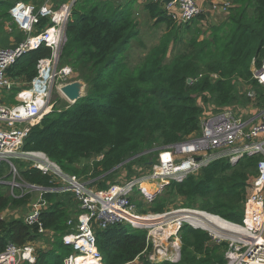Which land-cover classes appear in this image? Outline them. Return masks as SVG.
<instances>
[{
	"label": "trees",
	"instance_id": "16d2710c",
	"mask_svg": "<svg viewBox=\"0 0 264 264\" xmlns=\"http://www.w3.org/2000/svg\"><path fill=\"white\" fill-rule=\"evenodd\" d=\"M19 2L34 4L30 0ZM229 2L230 7L225 9L227 16L221 23L209 27V37L198 41L202 32L194 29L197 34L184 43L193 49L191 54H178L170 61H167L170 44L204 16L199 15L192 24L177 25L160 2H146L144 8L149 18L155 24H165L168 31L142 63L131 70L122 61L138 34L130 4L116 5L113 0L75 1L66 23V41L59 55V66L70 67L74 80L86 84V95L62 108H57L59 101L52 103L50 111L29 126L22 151L43 153L65 174L83 176L92 181L91 186L106 191L114 186L108 173L119 170L117 167L128 159L132 161L139 156L137 161L157 156L159 149L196 134L203 113L201 104L208 101L207 97L218 106L215 110L236 103L235 81L249 85L254 105L264 108V90L252 79L251 73V65L254 63L260 68L264 58V0ZM13 5L0 0V34L8 23L11 30L8 35L16 33L23 39L25 34L9 13ZM47 25H51L50 21L41 18L32 35L37 36ZM51 55V48L42 43L10 65L6 77L12 85L3 91L5 100L16 104L17 93L25 90L37 76L38 61ZM212 75L217 78L212 79ZM261 158V155L244 156L233 165L227 159L215 160L180 181L171 180L147 203V208L135 202L136 209L139 208L137 214L164 213L170 209L172 200L178 198L187 204L185 207L243 224L248 199L254 192L251 183ZM91 159L95 161L90 167H79L82 161ZM130 161L121 167L135 162ZM14 162L25 183L55 187L49 176L28 168L30 163ZM6 171L7 166L3 165L0 176ZM8 180L9 176L4 177V181ZM8 193L9 187L0 184V216L8 209L24 208L31 198L30 194L14 198ZM131 197L132 201L134 196ZM43 198L49 206L41 213L39 222L53 233V239L46 241L50 247L37 250L35 264H63L72 252L62 241L63 236L73 231L67 223L82 211L70 193H46ZM94 227L96 248L104 264L130 263L151 249L143 229L125 224L100 230L95 223ZM38 236L36 224L26 225L20 218L0 219V253L8 244L23 246L36 241ZM179 236L178 263L147 261L144 264H226V243L212 244L205 232L187 225L181 227Z\"/></svg>",
	"mask_w": 264,
	"mask_h": 264
},
{
	"label": "built area",
	"instance_id": "2783aa9c",
	"mask_svg": "<svg viewBox=\"0 0 264 264\" xmlns=\"http://www.w3.org/2000/svg\"><path fill=\"white\" fill-rule=\"evenodd\" d=\"M75 1L77 0H72L57 10L49 2L41 6L16 2L9 10L13 22L26 37L13 49L0 48V169L6 165L8 170L7 175L0 176V184L7 185L8 194L14 198L36 194V201L32 202L31 197L27 203L29 212L22 220L26 225L36 224L40 239L27 242L23 246L8 244L0 253V264H35L37 250L47 247L44 239L52 242L53 233L44 229L39 222L41 213L49 206L43 198L46 193H70L82 211L67 223L73 231L63 236L62 241L64 245L72 248V252L65 257L63 264H104L96 248L93 225L96 223L100 230L123 223L135 228L141 226L129 223L119 210L143 218L157 217L163 220L159 227L165 229L155 228L152 232L157 235L152 232L147 234V246L150 242L153 244L152 254L147 260L150 263L179 262V233L181 227L187 225L194 230L205 232L212 244L226 243V264H264V108L259 110L257 116L247 120L231 108L203 112L196 134L178 144L159 149L155 163L148 166V169L123 184H114L106 191H101L95 185L91 186V180L84 181L74 175L65 174L43 153L22 151L28 128L42 116V104L44 101L47 103L52 89L65 83L64 78H75L70 67H60L58 62L66 39V23ZM202 1L173 0L168 5L163 4V7L174 23L185 25L202 14ZM41 18L48 19L51 25H47L40 34L33 36L34 28ZM42 43L51 48V57L38 61L37 76L27 89L16 95L17 103L12 106L4 105L3 91L10 89L12 85L6 77V69L23 54L37 49ZM251 73L252 79L264 90V58L260 68H256L254 63L251 65ZM251 97L254 98L252 95ZM45 106L46 112H49L51 105L50 108L49 103ZM252 155H261L262 158L257 165L256 178L251 183L254 192L248 199L243 224L226 221L220 216L196 208L169 209L161 214L146 215L133 212L134 204L130 198L134 196V191L147 202H151L171 180L180 181L215 160L227 159L229 163L236 164L242 157ZM101 158L102 156L97 159ZM25 159L30 163L28 168H35L43 175L49 176L55 187L42 188L25 183L14 162H23ZM6 176L11 180L4 181ZM16 191H19V194ZM17 210L19 208L13 212ZM8 211L9 209L6 210ZM146 227L152 228L154 225ZM156 242L159 243L155 244ZM84 257L89 259L78 262ZM138 259L139 257L126 264H133Z\"/></svg>",
	"mask_w": 264,
	"mask_h": 264
},
{
	"label": "rangeland",
	"instance_id": "374dc122",
	"mask_svg": "<svg viewBox=\"0 0 264 264\" xmlns=\"http://www.w3.org/2000/svg\"><path fill=\"white\" fill-rule=\"evenodd\" d=\"M7 1L12 5L16 2H19V0H7ZM71 1L72 0H30V2H33L37 6H41L44 3L49 2L53 6V8L56 10L58 9V7H61L64 4L70 3ZM110 1H112V0H110ZM113 1L116 2V5L119 4L121 6H126L127 4H130V8L132 9L134 19L137 21V29H136V31L138 32L137 37L130 42L128 49L126 50V52L124 53L123 58H122L123 63H125V65L128 68L133 70L136 66H138L142 63V61L145 58V56L147 55V53L159 43L160 39L168 31V28L166 27L165 24H155L149 18V15L147 14V12L144 8L145 3L148 2L149 0H113ZM73 4H74V2L72 3V6H73ZM224 11H226V10L224 9ZM226 16L227 15H225V16L224 15H215V20H212V19L208 20L205 18V20L202 21L203 23L201 24L200 27L196 26V24L198 25V23H199L197 21L195 24L191 23L192 29L187 31V32H181L182 35L177 38L178 40L177 41L174 40L170 44V50H169L168 55H167V61H170L175 55H178V54H191L193 49L189 45L185 46L184 43L187 40H189L191 37H194L197 34V32L194 29L197 28V29L201 30L200 32H202V33L200 34V36L198 37L197 40L202 41L203 39H206L209 37V34H210L209 26L212 24L221 23L222 21H224ZM6 25L8 28L9 24L7 23ZM7 28H6V30H4V32L2 34H0V48H2V49H13L19 43H21V41L23 42L25 40L26 36L24 35V37L22 39L16 33H13L12 35H8ZM211 78L214 79L213 76ZM63 80H66L65 83H70L72 81H75L73 76H71L69 78H64ZM17 85L20 86V84H17ZM234 87H235V94L234 95L237 99V102L230 105L228 108H231L233 110V112H235L236 114H238L239 116H241L245 120H247L253 116H257L260 108L256 107L253 104L255 98H251V87L249 85L242 83L241 81H235ZM25 88H26V86H25ZM3 94H4V92H3ZM5 97H6V95L4 94L3 99H2V103L4 105H6V106L14 105L13 103L8 102L7 99L5 100ZM207 98H208V101L201 104L203 112H209L211 110L215 111V109L218 108V106L212 101V99H210V97H207ZM55 101H59L57 104V108H62L65 105L68 106L70 103L67 99H65L60 94V92L58 90L53 88L47 103H46V101H44V104H42V108H41V110L43 111L42 115L44 113H48V111L46 112V110H45L46 109L45 105H47L49 103V108H50V105L52 103H54ZM143 154H146V153H143ZM138 157H136V158H138ZM136 158L132 161H135ZM150 158H152V160H150ZM94 161H95L94 159L82 161L79 164V167L86 166L88 168L93 164ZM132 161H130V162H132ZM155 161H156L155 155L152 157H150V156L149 157H142V158L138 159L137 161L131 163L127 167L126 166L120 167L119 170L108 173V174L112 175V178L110 181H112V183L118 184V185L123 184L124 182L128 181L130 178H133V177L137 176L139 173L144 172L146 169H148V166H151L152 164H154ZM23 162H27L26 159ZM15 163H16L17 168L19 169L17 162H15ZM126 163H129V162L127 161ZM126 163H124V164H126ZM231 165H233V164H231ZM7 174H8V170L3 174V176L7 175ZM80 179L87 181L83 176H81ZM9 180H11V178H9ZM110 183L111 182H107L108 185H111ZM31 197H32L31 201L35 202L36 201V194L32 193ZM71 202H72V204H75V202H73V200H71ZM131 202L134 204V211L133 212L135 214L138 213L137 210L139 209V208L136 209L135 202L142 203L144 205L143 208L148 207L147 206L148 205L147 200L144 199V197H141L140 194L138 195L135 191H134V198ZM186 205L187 204H185L184 201L176 198L175 200H172V203L170 205V209L171 210H178V209H183V208L190 209L188 207H185ZM28 212H29V207L25 206L24 208H20L19 210L14 211V212L12 210L8 211V212L5 211L0 216V218H4V220H6V221L11 220V219H18V218L23 219V217ZM139 215H141V214H139ZM72 217L74 218L75 216L73 215ZM142 220H144V219H140V221H142ZM123 224H125L127 227L130 226L127 223H123ZM94 225H93V231L95 230ZM159 226L160 225L154 226L152 228H147L146 226L145 227L139 226V229L145 230L147 232V234L152 232L153 229H155V228L156 229H165V228H161ZM152 233L157 235L156 232H152ZM39 239H40V236H38L37 240H39ZM46 241L47 240L44 239V242L47 244V246L50 247V243H47ZM49 242H51V241H49ZM157 243H159V242H156L155 244H157ZM149 245L151 246V249H152L153 244H151V242H150ZM151 249L148 250V252H146L145 254H143L141 256V258H139L138 261L134 262L133 264H144L145 262H147V260L149 259V255L152 254ZM167 253L169 254L170 251H168Z\"/></svg>",
	"mask_w": 264,
	"mask_h": 264
},
{
	"label": "water",
	"instance_id": "95a60500",
	"mask_svg": "<svg viewBox=\"0 0 264 264\" xmlns=\"http://www.w3.org/2000/svg\"><path fill=\"white\" fill-rule=\"evenodd\" d=\"M173 0H162V2L165 5H168ZM66 29V27H65ZM66 41V39H65ZM63 46V45H62ZM191 80L188 79V83H190ZM56 90L60 92V94L67 99L70 104H74L77 100L85 97L86 95V84L82 80L72 81L70 83H62L56 86ZM132 159V158H131ZM128 159L127 161L131 160ZM196 161H199V159H195ZM125 161L124 163H126Z\"/></svg>",
	"mask_w": 264,
	"mask_h": 264
},
{
	"label": "crops",
	"instance_id": "0c3cea01",
	"mask_svg": "<svg viewBox=\"0 0 264 264\" xmlns=\"http://www.w3.org/2000/svg\"><path fill=\"white\" fill-rule=\"evenodd\" d=\"M201 6H202V14L204 17L201 21H199V23H198L199 27L201 26V24L203 23L202 21H204L205 18L208 20H211V19L215 20V15H224L225 16L226 11H224V9H226L225 7H227V8L230 7V2H229V0H203L201 2ZM213 25H216V24H212L209 27H212ZM5 28L6 27H4V30H6ZM9 29L10 28L8 27L7 33H9L11 31ZM253 117H255V116H253Z\"/></svg>",
	"mask_w": 264,
	"mask_h": 264
},
{
	"label": "bare ground",
	"instance_id": "6f19581e",
	"mask_svg": "<svg viewBox=\"0 0 264 264\" xmlns=\"http://www.w3.org/2000/svg\"><path fill=\"white\" fill-rule=\"evenodd\" d=\"M53 37V36H52ZM150 189V187H149ZM119 213L122 215L123 218H125L129 223H132L134 225H141V226H149V225H154L157 226L159 224H161L163 222V220L161 218H143L140 216H135L133 214L124 212V211H120ZM140 219H144L142 221H140ZM89 258L84 257L81 260H78V262H82V261H86Z\"/></svg>",
	"mask_w": 264,
	"mask_h": 264
},
{
	"label": "clouds",
	"instance_id": "9594fccd",
	"mask_svg": "<svg viewBox=\"0 0 264 264\" xmlns=\"http://www.w3.org/2000/svg\"><path fill=\"white\" fill-rule=\"evenodd\" d=\"M152 1H153V0H152ZM159 2H160L162 5L164 4V3L161 2V1H159ZM164 5H165V4H164ZM43 30H44V29H43ZM43 30H42V31H43ZM42 31H41V32H42ZM33 32H34V31H33ZM41 32H40V33H41ZM33 36H34V35H33ZM62 47H63V46H62ZM61 49H62V48H61ZM60 52H61V51H60ZM59 55H60V54H59ZM58 62H59V61H58ZM75 81H77V80H75ZM30 84H31V83H30ZM30 84H29V85H30ZM29 85H28V86H29ZM26 89H27V88H26ZM21 91H22V90H21ZM19 92H20V91H19ZM19 92H18V93H19ZM18 93H17V94H18ZM15 98H16V97H15ZM15 101H16V100H15ZM16 103H17V101H16ZM14 105H15V104H14ZM159 263H160V262H159Z\"/></svg>",
	"mask_w": 264,
	"mask_h": 264
}]
</instances>
